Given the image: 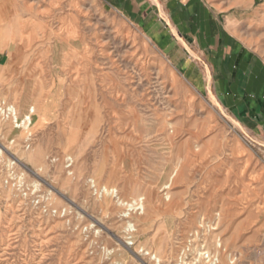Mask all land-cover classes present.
<instances>
[{"label": "rangeland", "instance_id": "obj_1", "mask_svg": "<svg viewBox=\"0 0 264 264\" xmlns=\"http://www.w3.org/2000/svg\"><path fill=\"white\" fill-rule=\"evenodd\" d=\"M197 2L264 62V0ZM153 11L164 44L108 0H0V264H264V143Z\"/></svg>", "mask_w": 264, "mask_h": 264}, {"label": "crops", "instance_id": "obj_2", "mask_svg": "<svg viewBox=\"0 0 264 264\" xmlns=\"http://www.w3.org/2000/svg\"><path fill=\"white\" fill-rule=\"evenodd\" d=\"M108 1L130 18L154 25L159 44H164L169 35L156 21L153 7L159 16L166 15L170 30L175 31L173 36L187 54L179 57L173 45L175 52L168 50L173 62L196 86L209 87L242 127L264 143V62L251 48L222 29L218 19L201 13L197 0H157L158 7L151 0Z\"/></svg>", "mask_w": 264, "mask_h": 264}, {"label": "bare ground", "instance_id": "obj_3", "mask_svg": "<svg viewBox=\"0 0 264 264\" xmlns=\"http://www.w3.org/2000/svg\"><path fill=\"white\" fill-rule=\"evenodd\" d=\"M150 41V40H149ZM147 65V64H146ZM91 121H92V123H93V120H90V123H91ZM97 121L98 120H95L94 122L95 123H93V126L92 127H89V130H91V131H93V129H94V126L96 125V123H97ZM134 128H136V125H135V127ZM133 128V129H134ZM77 155V154H76ZM179 172H180V170H179V168H177L174 172H173V174H172V178H174L175 176H177V175H179ZM181 173L182 172H180V175H181ZM171 178V177H170ZM98 181V180H97ZM179 181V180H178ZM165 188H169V186H166ZM104 190L106 191V192H108L109 193V195L111 194V195H113L114 197H117L118 195H117V191L115 190V189H110V188H104ZM110 190H112L111 192H110ZM144 198H139V200L136 202V205H140V207L139 208H143L144 207Z\"/></svg>", "mask_w": 264, "mask_h": 264}]
</instances>
